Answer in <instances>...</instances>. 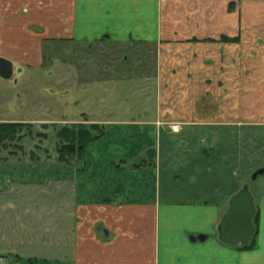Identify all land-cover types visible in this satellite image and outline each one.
<instances>
[{
  "label": "rangeland",
  "instance_id": "obj_1",
  "mask_svg": "<svg viewBox=\"0 0 264 264\" xmlns=\"http://www.w3.org/2000/svg\"><path fill=\"white\" fill-rule=\"evenodd\" d=\"M54 4L50 15L32 13L54 27H7L18 38L0 43L11 65L9 76L0 71V124L17 123L0 130V264H164L158 218L181 207L210 220L185 230V242L201 251L179 253L174 264H206L211 250L208 264H224L229 249L261 264L264 173H252L264 165V76L254 69L262 61L248 57L245 92L223 91L224 77H210L216 117L198 121L178 106L188 77L160 74L169 61L159 44L72 36L76 5L67 13L61 0ZM62 126L85 129L73 140L82 149L60 154L72 140ZM244 184L257 208L256 234L247 247L230 246L218 226Z\"/></svg>",
  "mask_w": 264,
  "mask_h": 264
},
{
  "label": "crops",
  "instance_id": "obj_2",
  "mask_svg": "<svg viewBox=\"0 0 264 264\" xmlns=\"http://www.w3.org/2000/svg\"><path fill=\"white\" fill-rule=\"evenodd\" d=\"M30 1L34 3L30 11L24 8L27 12H22V4ZM46 1L48 3L43 4V0H0V43H14L18 38L7 32V27L19 28L24 22L37 29L54 27L52 18L44 21L42 17L33 15L44 14L46 10L50 15L55 11V0ZM231 1L236 2L234 9L230 8ZM71 3L76 5L77 12L74 18L77 27L72 29V36L89 37L104 33L159 44L160 59L169 61L168 69L163 67L160 74L179 77V82L188 77V86L179 83L182 90L178 106L190 109L188 116L202 119L198 121L216 117L213 113L215 101L207 94L211 91L210 77H224L223 91L231 93L238 85L244 86L240 90L245 92L248 57L262 61L263 66L254 69L255 75L264 76V0H61V5L67 7V13L71 12ZM33 36L38 37V34ZM166 211L158 218L159 257L164 264H174L179 253L189 251L190 254L192 250L200 249L185 242V230L206 226L210 219L203 220L198 211L182 207ZM209 212L213 221L214 208ZM260 223L264 236V199ZM77 233L81 235L83 232L77 227ZM189 254L188 260L192 259ZM203 255L206 264L215 261L213 250L203 252ZM231 258H237V264L247 262L246 255L239 249H229L228 257L225 255L222 263L226 264Z\"/></svg>",
  "mask_w": 264,
  "mask_h": 264
},
{
  "label": "water",
  "instance_id": "obj_3",
  "mask_svg": "<svg viewBox=\"0 0 264 264\" xmlns=\"http://www.w3.org/2000/svg\"><path fill=\"white\" fill-rule=\"evenodd\" d=\"M2 68L0 71L3 75L9 76L11 73L10 61L0 57ZM150 155H153L156 148L147 149ZM264 173V165L258 167L252 173V179H257L258 175ZM257 214V208L254 196L249 189L248 184L236 192L229 201L227 211L224 213L218 226L219 238L226 244L234 246H245L250 244L256 234L254 218ZM202 239L205 236H201Z\"/></svg>",
  "mask_w": 264,
  "mask_h": 264
},
{
  "label": "trees",
  "instance_id": "obj_4",
  "mask_svg": "<svg viewBox=\"0 0 264 264\" xmlns=\"http://www.w3.org/2000/svg\"><path fill=\"white\" fill-rule=\"evenodd\" d=\"M231 4H234V1L231 2ZM15 125H17L16 122H6V123H2L0 124V130H3V132H8V130L13 127H15ZM16 129V128H14ZM63 130H66V134L65 135H70L72 140H63L62 145L59 147V150L61 151L60 154H62L64 152V150H66L65 152H70L71 150L78 148V149H82L83 143L81 142V144L79 143L78 147H74V143L73 140H75L74 138L79 137L82 138V140L84 139V131L85 129H71L68 126H62L60 131L62 132ZM63 135V136H65ZM67 137V136H65ZM81 141V140H80ZM248 245L242 246V247H247Z\"/></svg>",
  "mask_w": 264,
  "mask_h": 264
},
{
  "label": "flooded vegetation",
  "instance_id": "obj_5",
  "mask_svg": "<svg viewBox=\"0 0 264 264\" xmlns=\"http://www.w3.org/2000/svg\"><path fill=\"white\" fill-rule=\"evenodd\" d=\"M2 63H4V62H0V66H1V68H2V65H3ZM147 151H148V150H147Z\"/></svg>",
  "mask_w": 264,
  "mask_h": 264
}]
</instances>
